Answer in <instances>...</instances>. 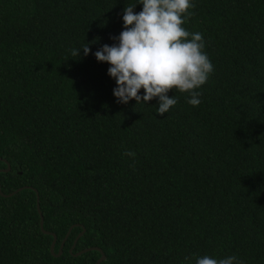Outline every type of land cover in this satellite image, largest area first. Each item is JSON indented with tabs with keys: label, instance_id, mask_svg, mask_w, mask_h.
<instances>
[{
	"label": "trees",
	"instance_id": "1",
	"mask_svg": "<svg viewBox=\"0 0 264 264\" xmlns=\"http://www.w3.org/2000/svg\"><path fill=\"white\" fill-rule=\"evenodd\" d=\"M135 3L0 0V181L13 193H0V264H95L99 251L75 255L89 247L100 264H264V0H193L184 27L214 71L198 107L173 90L164 116L155 99L117 103L92 54ZM38 195L56 253L75 225L60 256Z\"/></svg>",
	"mask_w": 264,
	"mask_h": 264
},
{
	"label": "clouds",
	"instance_id": "2",
	"mask_svg": "<svg viewBox=\"0 0 264 264\" xmlns=\"http://www.w3.org/2000/svg\"><path fill=\"white\" fill-rule=\"evenodd\" d=\"M142 6L139 12L136 5ZM193 0H136L125 6L122 30L112 37L116 43L103 44L92 53L98 62H106L107 74L115 81L116 102L149 104L156 100V114L164 116L176 104L170 91L187 93L185 101L192 107L201 103L199 89L207 82L214 66L205 51L206 41L200 32H189ZM90 43L73 48V58L89 55ZM141 90H143L141 92ZM122 155L135 158L125 149ZM184 264H243L235 255L215 258L210 255L185 257Z\"/></svg>",
	"mask_w": 264,
	"mask_h": 264
},
{
	"label": "water",
	"instance_id": "3",
	"mask_svg": "<svg viewBox=\"0 0 264 264\" xmlns=\"http://www.w3.org/2000/svg\"><path fill=\"white\" fill-rule=\"evenodd\" d=\"M0 159H1V158H0ZM9 170H10V165L8 164V168H7V169H0V172H1V171H9ZM20 190H22V188H19L16 192H18V191H20ZM0 193H1L3 196H11V195H13V193H10V194H7V195H6V194H4V193L2 192V190H1V181H0ZM37 194H38V193H37ZM39 199H40V197H39V195H38L37 208H38V211H39V214H40V217H41V222H40L41 228H42V230H43L45 233H47V234H52V235H53L54 240H53V242H52V244H51V252H52V254L55 255V256H60V255L62 254V251H63L64 243H65L67 237L69 236L71 230L73 229V227H74L75 225H73V226L70 228V230H69V232H68V234H67V237H65V239L63 240V242H62V244H61V247L59 248L58 253H56V252H55V245H56V242H57V236H56L55 233L50 232V231H47V230L44 229V216H43V212L41 211V208H40ZM76 225H78V224H76ZM84 233H85V228L83 227V231H82L81 233L78 234L77 238L75 239V243H74V246L72 247L71 251L74 249L75 244L77 243V241L79 240V238H80ZM93 250L99 251V252H101V254H102V256L99 258V260H98L95 264H100V263H102V262L106 259V256L104 255L103 250H102L100 247H89V248H85V249H83V250L77 252L75 255H76V256H79V255H82V254H84V253H86V252L93 251Z\"/></svg>",
	"mask_w": 264,
	"mask_h": 264
}]
</instances>
